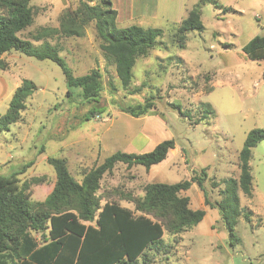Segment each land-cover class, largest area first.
Segmentation results:
<instances>
[{"label": "rangeland", "instance_id": "1", "mask_svg": "<svg viewBox=\"0 0 264 264\" xmlns=\"http://www.w3.org/2000/svg\"><path fill=\"white\" fill-rule=\"evenodd\" d=\"M194 1L189 0L187 7L192 8ZM32 3L41 6L42 12L23 31V36L39 25L57 26L61 11L76 7L79 0ZM181 11L178 14L185 15ZM201 18L204 29L190 31L184 48L170 43L172 24L160 22L156 27L163 29L160 41L167 44V49L156 50L157 57L151 53L137 58L127 89L120 84L114 66L106 63L93 22L85 27L81 37L58 38L59 55L74 75L93 68L101 72L103 88L98 102L88 103L78 88H72L68 94L64 74L56 63L19 52L6 54L9 65L16 68L20 63L19 75L31 79L37 89L26 101L23 120L0 134V173H8L32 159L33 163L19 178H41L31 186V194L33 199L42 200L55 181L48 156L64 157L71 174L80 179L81 166L92 167L114 151L126 150L128 142L146 129L143 121L122 112L120 106L153 96L155 110L167 123L168 135L185 156V161L173 155L158 165L161 171L158 177L152 175L154 181L174 183L205 168L208 199L211 203L219 200L222 181L238 175V151L246 132L264 127V59H248L241 49L253 36L264 34V0L205 3L201 6ZM108 80L115 85V91L110 92ZM203 102L211 104L213 113L200 120ZM92 106L100 112L84 120ZM4 112L1 108L0 115ZM99 138H106L105 145ZM250 164L253 195H241V206L252 215L249 222L242 215L238 217L234 231L240 241L234 247L229 245L218 209L204 204L207 214L203 220L182 234L171 249L170 259L158 260L156 264H264V140L252 149ZM150 177L141 165L127 168L118 164L101 180V202L120 199L115 187L141 192ZM212 180L219 187H212ZM194 188L198 186L194 184ZM192 192L193 188L186 190L188 195ZM208 223H214L212 232L206 228ZM165 239L169 237L165 235Z\"/></svg>", "mask_w": 264, "mask_h": 264}, {"label": "trees", "instance_id": "2", "mask_svg": "<svg viewBox=\"0 0 264 264\" xmlns=\"http://www.w3.org/2000/svg\"><path fill=\"white\" fill-rule=\"evenodd\" d=\"M205 3L216 4V0H196L186 16L172 24V45L183 48L190 31L204 29L201 6ZM41 12L42 7L32 0H0V70L10 68L4 56L10 52L38 60L48 59L61 68L67 93L78 88L88 103L98 102L103 88L102 74L93 68L82 75H74L59 55L58 38L81 37L85 27L93 22L106 63L114 66L124 89L131 84L137 58L149 56L156 47L167 49V44L160 41L162 28L137 24L118 26L110 0H95L94 3L79 0L76 7L61 11L57 26L39 25L23 36V31ZM241 49L248 59H264V34L253 36ZM107 85L110 92L116 90L112 81L108 80ZM36 89L31 79L21 78L6 111L0 115V134L23 120L26 101ZM202 105L200 120H205L213 113V108L207 102ZM155 108L153 96L143 102L120 106L121 111L135 117ZM99 112V108L92 106L83 119L89 120ZM263 140L264 127H254L246 133L238 151V175L222 181L224 186L218 190L221 198L213 203L204 185L205 168L195 171L197 173L189 179L174 183L147 182L139 193L115 187L120 199L101 202L98 191L106 174L113 172L118 164L127 168L141 165L148 170L175 147L173 138L159 142L148 152L117 150L92 167L81 166L80 179L71 174L64 157L48 156L55 181L42 200L33 199L31 194V186L41 178H19V174L33 163L29 159L8 173H0V264H156L158 260L170 259L171 249L179 243L182 234L205 215L204 208L190 206V198L185 194L192 183L202 191L204 204L218 209L228 243L234 247L240 241L234 231L238 217L242 215L248 222L251 219L252 212L241 206V195L252 196V149ZM42 150L40 148V152ZM212 187H219V183L212 180ZM165 235L169 239H165Z\"/></svg>", "mask_w": 264, "mask_h": 264}, {"label": "crops", "instance_id": "3", "mask_svg": "<svg viewBox=\"0 0 264 264\" xmlns=\"http://www.w3.org/2000/svg\"><path fill=\"white\" fill-rule=\"evenodd\" d=\"M110 1L113 9H115L116 11V24L120 27L131 24H137L143 27L155 26V28H160V27H156L159 26L158 24H160V22L164 24L167 22L170 24L178 23L182 18L186 16L188 10L190 9L187 7L189 0L188 1L186 0H110ZM179 10H182L181 12L184 11L185 15H182L183 13L178 14ZM158 49L164 50L159 47H156L155 49L151 50L150 54L152 53V55L157 57L158 52L156 50ZM5 55L6 54H4V56ZM15 66L16 68L10 66V68L6 70H0V109L3 108V110L5 111L8 107V103L12 96L13 91L20 84L22 78L17 70L19 69L20 63L16 64ZM133 117L134 119H136V121H143V126H145L146 129L137 133V135L134 136V138H132L128 142V147L126 150H124V152L127 153L148 152L151 151L159 142L165 139L172 138L171 134L168 135L167 133V123L163 120L162 115L160 114L159 111L153 109L145 115H141L137 117L133 116ZM210 122L211 124H213L211 120ZM105 139L103 138L101 140L99 138V141L102 143V146L105 145ZM173 155L175 156L179 155L181 160L185 161L184 154L181 153L177 145H175L174 148L168 151V154L165 159L149 167L148 175L151 176L149 180L150 182H159V181H154L152 175L153 176L156 175V177H158V173L161 171L160 168L158 167L166 163L169 157ZM194 184L195 183H192V185L188 188V189L193 188L192 194L188 195L185 191V194L188 195L190 198V205L193 208H204L206 210V207L204 205L203 193L199 188L198 189L194 188ZM206 214L207 211H205L204 216H206ZM213 224L214 223H208L206 225V228L207 230H209V232L213 231Z\"/></svg>", "mask_w": 264, "mask_h": 264}]
</instances>
